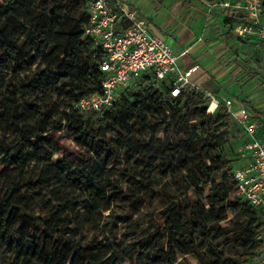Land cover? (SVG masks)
I'll return each instance as SVG.
<instances>
[{
    "label": "trees",
    "instance_id": "16d2710c",
    "mask_svg": "<svg viewBox=\"0 0 264 264\" xmlns=\"http://www.w3.org/2000/svg\"><path fill=\"white\" fill-rule=\"evenodd\" d=\"M89 1L0 0L1 264L259 261L264 221L239 194L225 107L211 113L193 84L172 98L145 75L111 108H79L105 75L85 37Z\"/></svg>",
    "mask_w": 264,
    "mask_h": 264
},
{
    "label": "built area",
    "instance_id": "2783aa9c",
    "mask_svg": "<svg viewBox=\"0 0 264 264\" xmlns=\"http://www.w3.org/2000/svg\"><path fill=\"white\" fill-rule=\"evenodd\" d=\"M210 12L242 11L246 17L234 25L240 39L257 37L264 42V0H205ZM118 9L123 12L119 16ZM89 24L85 37L94 39L106 54L101 63L104 78L102 94L84 98L79 103L82 110L103 112L117 101L121 91L137 88L145 75L170 87V96L178 98L183 89L192 85L191 77L197 69L181 70L180 57L162 37L153 34L147 23L138 17L136 10H126L115 0H90L87 4ZM208 97V96H207ZM210 112L225 107L237 120L247 140L244 144V163L234 172L239 194L262 212L264 221V140L258 135L259 125L248 108L232 99L224 103L209 96ZM264 248V242H263ZM252 264H264V256Z\"/></svg>",
    "mask_w": 264,
    "mask_h": 264
},
{
    "label": "crops",
    "instance_id": "0c3cea01",
    "mask_svg": "<svg viewBox=\"0 0 264 264\" xmlns=\"http://www.w3.org/2000/svg\"><path fill=\"white\" fill-rule=\"evenodd\" d=\"M126 10H136L150 31L162 37L177 54L189 50L180 57L181 70L197 66L191 81L207 96L221 102L232 99L236 104L248 108L252 118L259 125L258 135L264 140V71L253 67L247 83L241 79L243 67L235 59L249 40L260 41L257 37L240 39L234 32L235 23L242 18L229 21L227 11L210 12L205 0H115ZM229 26L230 32L226 33ZM247 40V41H246ZM262 42V41H261ZM241 131L240 139L247 138ZM245 144V143H244ZM241 151L239 166L246 161Z\"/></svg>",
    "mask_w": 264,
    "mask_h": 264
},
{
    "label": "rangeland",
    "instance_id": "374dc122",
    "mask_svg": "<svg viewBox=\"0 0 264 264\" xmlns=\"http://www.w3.org/2000/svg\"><path fill=\"white\" fill-rule=\"evenodd\" d=\"M227 32H230L229 26L226 27ZM247 41V40H246ZM246 43V48H244V51L241 52L240 55L244 54L246 55L243 59L238 56L235 61L238 64H240L244 71V75L242 76V80L243 82L247 83L248 80H250L252 74L250 73V70L255 67L257 70L261 69L262 71H264V42L262 41H253V40H249ZM27 73H29V71H26ZM25 72H23L21 74L22 77H25V75L27 74ZM12 75L15 74H9V76L11 77ZM260 85H264V76L262 78V82L259 84ZM140 87H137L136 91L139 90ZM211 107V106H210ZM227 131V137H228V143L225 147V152H227L228 157L230 158H237V160L235 161L236 164H239L240 161V157H241V151L244 148V141L243 139H240V134L241 131L238 129V127L236 126L235 122H232V125L226 130ZM0 139L3 140V137L1 135L0 132ZM62 140V147L65 151V154H72V155H76L77 153V147L74 144V142H72L71 139H67V138H61ZM68 152V153H67ZM59 156L56 155L54 157V159H58ZM124 164H113L110 166V169H113L114 171H117L118 169H120L121 167H123ZM239 166V165H238ZM146 214V212H144ZM133 219H136V217L134 216ZM123 231V228L120 227V232ZM103 232L102 233H98V234H92L90 236H97L98 238H101L103 236ZM7 252L5 249H3L0 245V264L3 262L4 257L6 256Z\"/></svg>",
    "mask_w": 264,
    "mask_h": 264
}]
</instances>
